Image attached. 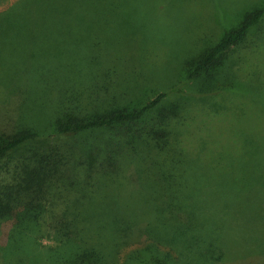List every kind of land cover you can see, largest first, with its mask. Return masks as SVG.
Returning <instances> with one entry per match:
<instances>
[{
  "label": "rangeland",
  "instance_id": "1",
  "mask_svg": "<svg viewBox=\"0 0 264 264\" xmlns=\"http://www.w3.org/2000/svg\"><path fill=\"white\" fill-rule=\"evenodd\" d=\"M17 1L0 2V12ZM73 7L84 9V20L67 40L56 38L44 60L73 66L74 73L60 72L54 81L33 67L14 79L0 69V144L25 129L37 134L0 167L12 171L21 156L50 148L56 120L68 114L59 105L63 92L78 93L73 113L86 117L137 110L164 91L151 115L175 106L180 118L167 138L150 141L114 173L70 188L76 239L64 242L48 228L33 232L24 214L18 221L0 216V264H80L77 247L92 251L98 264H233L264 252L245 242L253 239L251 228L264 224V14L221 63L188 78L246 13L264 10V0H76ZM11 53L0 47V59ZM90 54L89 63L74 67ZM111 134L93 129L75 139L81 148ZM127 204L138 209L129 224L146 222L150 239L125 240L115 220Z\"/></svg>",
  "mask_w": 264,
  "mask_h": 264
},
{
  "label": "trees",
  "instance_id": "2",
  "mask_svg": "<svg viewBox=\"0 0 264 264\" xmlns=\"http://www.w3.org/2000/svg\"><path fill=\"white\" fill-rule=\"evenodd\" d=\"M3 1L5 0H0ZM74 3L76 0H19L0 12V47L14 51L11 53L14 58L0 59V69L14 79H19L22 73L26 74L33 67L37 75L49 74L47 77L54 81L60 79L57 76L60 72L62 77L63 71L71 70L74 73L73 66L66 67L44 60V54L53 41L56 38L67 40V37L74 33L77 20H84L80 16L84 14V9L73 7ZM73 8L76 9V17L72 15ZM263 14L264 10L257 8L246 13L235 29L227 31L223 38L200 58L188 78L198 76L221 63V56L240 44L253 25L261 20ZM74 19L75 23L72 22ZM93 41L96 39L92 38L90 41L91 53L96 51ZM90 59L91 54L88 60L74 67L80 69L89 63ZM64 94L65 92L59 105L65 107L68 114L64 120H56V131L50 133L56 136L52 139L50 148L41 153L31 150L29 154L21 156L12 171L6 164L0 167V216H13L18 221L17 216L24 214L28 220L27 225L33 232L48 228L64 242H70L77 238L73 232L74 228L71 227L74 219L69 216L68 210L71 205L67 198L70 188L77 183H87L94 174L114 173L126 157L134 158L143 146L149 148L150 141L159 142L161 138H167V135L171 134V122L180 116L175 106L160 107L158 114L151 115L167 96L164 91L156 93L137 110L114 108L107 113L86 117L73 113L77 107L78 93L63 96ZM82 96L83 94L80 97ZM94 99L98 101V96ZM145 116L148 119L143 121ZM102 128L111 129L112 133L105 142L93 140L84 143L81 148L78 147L76 136ZM158 129L163 130L160 136L157 134ZM36 137L37 134L33 130L19 131L9 141L0 144V159ZM83 151L87 156L83 157ZM77 155L79 157H76ZM61 198H65L63 201L66 208L60 207ZM260 207V211L264 212V203ZM137 211V207L127 204L115 220L123 226L125 240L130 243L151 238L146 222L129 224L128 221L137 216ZM108 218L115 219L114 216ZM235 228L243 226L237 225ZM259 228H264V224L251 228L255 229L253 239L245 242H248L249 247L264 251V229ZM245 242L240 241L237 244L239 246ZM74 258L80 261V264L99 262L92 251L79 247L75 248ZM233 264H264V252L241 257Z\"/></svg>",
  "mask_w": 264,
  "mask_h": 264
}]
</instances>
